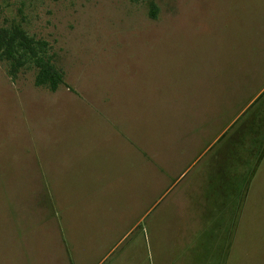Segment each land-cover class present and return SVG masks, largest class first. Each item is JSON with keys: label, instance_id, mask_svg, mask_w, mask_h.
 <instances>
[{"label": "rangeland", "instance_id": "obj_1", "mask_svg": "<svg viewBox=\"0 0 264 264\" xmlns=\"http://www.w3.org/2000/svg\"><path fill=\"white\" fill-rule=\"evenodd\" d=\"M154 1L155 20L147 0H0V26L19 24L47 43L64 71L60 92L131 98L150 162H175L180 127L211 113L219 133L232 117L206 158L196 161L197 146L184 144L185 174L154 205L146 247L118 263L128 247L122 243L103 264H264V93L245 116L262 112L247 143L234 142L242 107L264 89V0ZM8 68L0 62V264H62L60 246H50L48 225L33 213L26 178L32 184L35 150L53 146L45 138L58 127L54 118L66 127L76 103L51 102L50 91L33 85L30 62L16 79ZM63 143L54 140L55 148ZM254 143L259 150L248 151L249 160L259 162H227L220 190L219 162L214 175L205 163L226 144L239 151ZM240 178L239 208L222 212L221 198L226 208Z\"/></svg>", "mask_w": 264, "mask_h": 264}, {"label": "crops", "instance_id": "obj_2", "mask_svg": "<svg viewBox=\"0 0 264 264\" xmlns=\"http://www.w3.org/2000/svg\"><path fill=\"white\" fill-rule=\"evenodd\" d=\"M61 91L58 88L50 92L48 98L58 104L76 103L74 117L67 119L65 127L63 117L56 116L54 124L58 127L50 138H45L53 146L35 150L30 165L32 184L28 181L30 177L26 178L31 185L27 187L33 213L38 215L41 225H48L50 246H60L62 264H103L122 243L128 247L123 260L117 262L130 263L135 247L138 244L146 247L145 231L154 205L185 174L184 144L197 146L193 155L197 156L196 161L206 158L232 117L219 133L211 113L193 127H180V154L169 165L150 162L153 153L145 146L150 139L144 140L137 130L135 116L132 118L136 106L131 98L85 96L75 94L74 89ZM262 93L264 89L242 107L240 131L234 133V142L246 144L244 136L248 129L251 128L248 134L254 131L252 126L260 120L262 112L245 116ZM55 139L64 142L63 145L55 148ZM226 145L204 165L214 169L213 175L216 162H259L260 157L249 160L248 151L259 150L255 143L251 149L241 146L239 151L226 149Z\"/></svg>", "mask_w": 264, "mask_h": 264}, {"label": "trees", "instance_id": "obj_3", "mask_svg": "<svg viewBox=\"0 0 264 264\" xmlns=\"http://www.w3.org/2000/svg\"><path fill=\"white\" fill-rule=\"evenodd\" d=\"M128 1L136 2L138 0ZM147 5L148 17L155 20L158 10L155 1L147 0ZM46 47L47 43L45 41L37 40L29 36L19 24H13L9 27L0 26V62L8 63L9 76L12 79H16L21 68H23L27 62H30L36 70L33 85L54 92L60 86L66 85L64 82V71L54 63L53 56L47 53L45 50ZM244 163L245 162H241L242 165H244ZM255 164H257V162H255ZM217 165L220 166L216 175L219 183L218 186L220 190H223L224 185L228 184L226 174L227 162H219ZM243 174L244 170H241V177ZM245 186L246 182L244 179L240 178L230 202L228 199L226 208L224 207L223 198H221L222 212H225L224 209L228 210L231 206L232 211L236 212L241 204V198L244 196ZM222 193L223 191L219 194L218 198L222 197ZM223 238H227V234L223 233Z\"/></svg>", "mask_w": 264, "mask_h": 264}]
</instances>
